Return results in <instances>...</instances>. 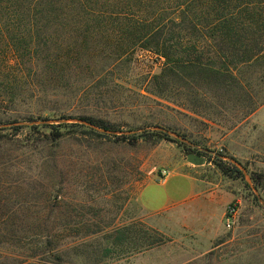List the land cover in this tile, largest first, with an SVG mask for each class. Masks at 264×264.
I'll return each instance as SVG.
<instances>
[{"label":"rangeland","instance_id":"374dc122","mask_svg":"<svg viewBox=\"0 0 264 264\" xmlns=\"http://www.w3.org/2000/svg\"><path fill=\"white\" fill-rule=\"evenodd\" d=\"M89 65L92 70L83 66L63 78L44 72L21 77L13 102L0 90V264H183L194 256L136 221L135 198L147 181L192 151L224 179L238 215L226 229L231 243L190 264H264V153L235 159L228 140L199 143L187 132L203 135L201 118L227 123L231 105L256 108L264 99L257 71L243 67L226 82L197 78L196 87L170 76L156 83L163 60L139 48L105 72L98 59ZM13 75L1 70L0 87ZM57 125L66 127L53 141ZM142 133L172 141L117 139ZM217 164L235 167L241 176H224ZM118 230L125 237L121 246ZM154 239L161 242L148 249Z\"/></svg>","mask_w":264,"mask_h":264},{"label":"trees","instance_id":"16d2710c","mask_svg":"<svg viewBox=\"0 0 264 264\" xmlns=\"http://www.w3.org/2000/svg\"><path fill=\"white\" fill-rule=\"evenodd\" d=\"M136 48L163 60L156 83L168 76L193 87L197 78L226 82L236 80L243 67L257 71L262 82L264 0H0V71L19 76H4L8 82L0 87L11 102L17 98L13 90L20 88L21 77L44 72L63 78L83 66L92 70L89 64L96 59L105 63V72ZM242 86L247 89L245 82ZM262 103L264 99L255 106ZM80 119L117 130L103 120ZM63 126L51 127L53 141L62 137L57 130ZM154 136L172 141L160 133L117 139L135 142ZM217 167L224 176H241L235 167ZM117 232L121 246L125 237ZM160 242L154 239L146 247Z\"/></svg>","mask_w":264,"mask_h":264},{"label":"crops","instance_id":"0c3cea01","mask_svg":"<svg viewBox=\"0 0 264 264\" xmlns=\"http://www.w3.org/2000/svg\"><path fill=\"white\" fill-rule=\"evenodd\" d=\"M220 111L232 114L228 115L227 123L201 118V125L206 129L204 134L187 129L189 135L199 143L213 141L212 138L217 143L228 140L235 159L248 158L250 153L258 151L264 153V103L256 108L231 105L227 111ZM203 166L179 161L165 169L168 176L164 181H158V176L147 181L135 198L136 221L164 241H179L181 249L194 256L183 264L220 253L232 241L227 238L229 231L224 227V214L235 195L220 175Z\"/></svg>","mask_w":264,"mask_h":264},{"label":"built area","instance_id":"2783aa9c","mask_svg":"<svg viewBox=\"0 0 264 264\" xmlns=\"http://www.w3.org/2000/svg\"><path fill=\"white\" fill-rule=\"evenodd\" d=\"M168 176V171L163 169L158 175V181H164ZM238 215V207L236 204L231 203L225 209L224 214V226L226 229H231L235 224L236 218Z\"/></svg>","mask_w":264,"mask_h":264},{"label":"water","instance_id":"95a60500","mask_svg":"<svg viewBox=\"0 0 264 264\" xmlns=\"http://www.w3.org/2000/svg\"><path fill=\"white\" fill-rule=\"evenodd\" d=\"M93 128H95V127H93ZM96 129V128H95ZM175 137H177L176 135H175ZM177 138H179V137H177ZM180 139V138H179ZM182 142H184V143H186V141L185 140H183V139H180ZM185 160H186V162L188 163V164H191V165H194V166H199V165H202V164H204L205 162H204V159L201 157V156H199V155H196V154H193V153H188L187 155H186V157H185ZM239 167V166H238Z\"/></svg>","mask_w":264,"mask_h":264}]
</instances>
